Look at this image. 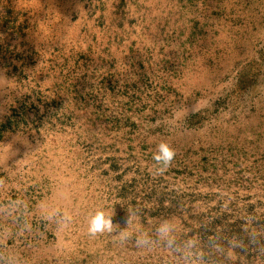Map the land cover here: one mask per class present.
<instances>
[{"label": "rangeland", "instance_id": "374dc122", "mask_svg": "<svg viewBox=\"0 0 264 264\" xmlns=\"http://www.w3.org/2000/svg\"><path fill=\"white\" fill-rule=\"evenodd\" d=\"M0 5V264H264V0Z\"/></svg>", "mask_w": 264, "mask_h": 264}, {"label": "clouds", "instance_id": "9594fccd", "mask_svg": "<svg viewBox=\"0 0 264 264\" xmlns=\"http://www.w3.org/2000/svg\"><path fill=\"white\" fill-rule=\"evenodd\" d=\"M9 81L8 78L0 72V88L6 87ZM175 156L174 149L167 142L161 141L155 147L152 159L153 161L162 166L170 164ZM114 228L113 219L111 216H106L103 211H97L92 214L88 220V232L91 235L99 233L112 232ZM172 231V227L168 222H163L158 232L162 237L168 236ZM145 243L147 241H144Z\"/></svg>", "mask_w": 264, "mask_h": 264}, {"label": "crops", "instance_id": "0c3cea01", "mask_svg": "<svg viewBox=\"0 0 264 264\" xmlns=\"http://www.w3.org/2000/svg\"><path fill=\"white\" fill-rule=\"evenodd\" d=\"M1 11H2V8H1V5H0V13H1Z\"/></svg>", "mask_w": 264, "mask_h": 264}]
</instances>
